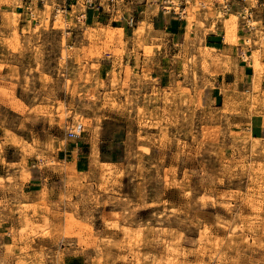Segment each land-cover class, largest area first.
Wrapping results in <instances>:
<instances>
[{
    "label": "rangeland",
    "instance_id": "rangeland-1",
    "mask_svg": "<svg viewBox=\"0 0 264 264\" xmlns=\"http://www.w3.org/2000/svg\"><path fill=\"white\" fill-rule=\"evenodd\" d=\"M152 2L119 3L95 28L77 18L80 7L56 15L36 0H0V264H264L261 54L244 55L260 83L221 107L203 104L197 86L177 97L147 73L122 76L121 61L102 67L105 49L137 26L130 18L159 13ZM215 2L181 12L188 33L225 29L227 14L200 16ZM15 5L23 16L4 11ZM229 14L240 31L241 11ZM146 24L134 35H148ZM153 42L147 60L162 55ZM186 62L197 78V58Z\"/></svg>",
    "mask_w": 264,
    "mask_h": 264
},
{
    "label": "crops",
    "instance_id": "crops-1",
    "mask_svg": "<svg viewBox=\"0 0 264 264\" xmlns=\"http://www.w3.org/2000/svg\"><path fill=\"white\" fill-rule=\"evenodd\" d=\"M15 1L18 2L19 0ZM231 1L232 10L235 14H238L244 6L255 8L253 21L257 23L256 26L249 29L242 22L241 29L237 32L235 44L225 42L224 27L213 30L210 24H207L203 29L196 27L188 33L187 21L158 13L150 19L142 20L140 18L135 24L137 25L135 29L126 28L123 38L124 45L120 47V44L116 43L114 46L107 47L103 53V59L98 61L104 68L112 67L116 61L119 64V69L122 65V76L127 71H131L132 77L137 80L143 79L147 73L150 75L148 82L150 86L155 84L157 87L165 89L168 94H176L177 97L184 90H188L192 96L197 86L198 90L202 91L203 104L210 105V107H221L229 95L239 99L241 95L252 93L255 85L260 83L254 74L252 64H245L242 53L252 57L253 53L259 52L262 57L261 62L264 63V47L261 43L263 39L261 33L264 34V15L257 9L258 4L264 0H254L257 3L256 6H252L247 0L245 3L238 0ZM217 3L219 0L214 3V8L211 10L199 11L200 16L202 18L210 16V12L220 13L218 9L222 7H220V3L219 5ZM4 11L7 13L16 11L20 17L25 13L21 5L9 7L8 10ZM103 16L105 17V15L99 17L90 11L86 20V23H89L87 26L100 28L99 26L102 25L104 19ZM145 21L148 35H134V31L138 30ZM4 22H6L5 19ZM28 22V20L22 19L20 24L25 27ZM187 37L189 38L188 42H186ZM134 39L135 48L131 46V40ZM154 39L160 40L163 52L159 57L160 55L156 51L153 59L147 60L143 45L151 47L157 44V42H153ZM120 48L125 50L121 60L113 58L114 50ZM203 55L206 56L208 72L203 69ZM192 56L198 60L197 78L193 76L195 66L186 62ZM176 57H179V60L174 63L172 60ZM187 70L188 75L185 74Z\"/></svg>",
    "mask_w": 264,
    "mask_h": 264
},
{
    "label": "built area",
    "instance_id": "built-area-1",
    "mask_svg": "<svg viewBox=\"0 0 264 264\" xmlns=\"http://www.w3.org/2000/svg\"><path fill=\"white\" fill-rule=\"evenodd\" d=\"M24 1V0H23ZM139 1V5L146 8L151 7L153 3L152 0H137ZM194 0H157L159 13L162 15L174 16L177 17L179 20L181 19V12L184 11ZM245 3L246 0H238ZM37 4L40 5L43 9H45L46 5H53L54 6V13L65 15L68 14L70 11H73L75 7H80V14L78 15V19H83L82 21L86 22L88 13L94 12L99 17L101 15H111L115 14L118 10L119 3L123 4H131L135 3V0H36ZM30 3V2H29ZM199 8V11L206 9L204 5ZM107 7V9H106ZM233 4L232 1L229 0L225 3L220 13L226 15L228 12L232 10ZM258 9H260L261 13L264 15V1L258 4ZM255 8L249 7H242L241 10V17L246 25L247 28H253L251 24V20L254 16ZM74 12V11H73ZM85 18V19H84ZM129 26L134 27L135 20L134 18L129 19ZM244 57V53H242ZM83 132V126L78 124L73 129H71L67 133V138L70 140H78Z\"/></svg>",
    "mask_w": 264,
    "mask_h": 264
},
{
    "label": "bare ground",
    "instance_id": "bare-ground-1",
    "mask_svg": "<svg viewBox=\"0 0 264 264\" xmlns=\"http://www.w3.org/2000/svg\"><path fill=\"white\" fill-rule=\"evenodd\" d=\"M227 15H228L227 18L224 21V24H225V42H227V43H234L235 44L236 41H237V38H236L237 35H236V33H237V30H238V25H239L238 24V18L234 14H229V12L227 13ZM16 24H17V20L14 19V25L16 26ZM141 28L142 27H140L139 29H141ZM254 68L257 71L260 70V68H261V64L259 62V59L256 56L254 57ZM97 150L98 149H96L95 151H97ZM104 165H106V164H104ZM110 173L112 174V172H110Z\"/></svg>",
    "mask_w": 264,
    "mask_h": 264
}]
</instances>
